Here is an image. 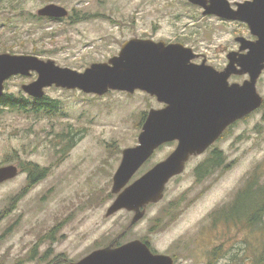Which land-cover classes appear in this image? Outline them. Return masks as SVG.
Wrapping results in <instances>:
<instances>
[{"label": "rangeland", "instance_id": "obj_1", "mask_svg": "<svg viewBox=\"0 0 264 264\" xmlns=\"http://www.w3.org/2000/svg\"><path fill=\"white\" fill-rule=\"evenodd\" d=\"M243 1L228 0L234 9ZM48 3L63 6L68 15L39 16L37 10ZM202 11L187 0H0V53L31 54L83 71L117 55L124 41L146 38L182 43L220 66L226 53L237 52L234 40L246 39L248 27ZM36 76H11L5 93L30 97L21 86ZM246 79L241 75L240 84ZM256 89L264 99V69ZM45 96L58 103L51 114L0 106V166L20 169L0 183V264H71L132 240L169 255L173 264H249L248 255L254 260L262 252L264 215L254 228L220 218L249 181L250 195L264 189L262 105L214 142L223 153L222 166L200 178L196 169L206 166L213 145L191 155L167 181L163 197L131 224L134 212L126 208L106 214L117 195L113 175L122 151L137 144L148 111L160 109L159 102L141 91L98 96L54 85L44 89ZM175 147L172 141L158 147L126 186ZM28 161L46 169L34 184H27L20 167ZM33 248V258L26 260Z\"/></svg>", "mask_w": 264, "mask_h": 264}, {"label": "water", "instance_id": "obj_2", "mask_svg": "<svg viewBox=\"0 0 264 264\" xmlns=\"http://www.w3.org/2000/svg\"><path fill=\"white\" fill-rule=\"evenodd\" d=\"M187 1L201 7L203 15L246 23L258 40L251 42L238 37L237 40H242L238 41L242 53L236 58L238 52H229L228 66L222 72L189 63L195 53L182 43L146 38L124 41L117 55L105 62L91 63L83 71L61 67L51 59L31 54L0 53V96L4 93V81L11 76L35 73L33 81L21 86L35 99L42 98L44 89L54 85L98 96L109 91L142 90L165 104L148 111L137 144L122 151L113 175L112 193L117 195L106 214L126 208L134 212L131 224L143 217L149 203L163 197L167 181L183 171L191 155L204 152L228 125L264 102L256 89V81L264 69V6L258 5L261 0L236 3V9L228 0ZM37 14L64 18L68 10L48 3ZM235 63L240 69L235 68ZM232 73L248 75V79L229 85L227 79ZM174 140L177 145L173 152L126 186L159 146ZM18 172L17 165L0 166V183ZM71 264H173V259L153 253L145 242L132 240L115 248L94 250Z\"/></svg>", "mask_w": 264, "mask_h": 264}, {"label": "trees", "instance_id": "obj_3", "mask_svg": "<svg viewBox=\"0 0 264 264\" xmlns=\"http://www.w3.org/2000/svg\"><path fill=\"white\" fill-rule=\"evenodd\" d=\"M31 98L32 97L26 98L24 96L14 97L12 94L4 92L2 96H0V106L9 107L11 109H14L13 111L24 114L30 111L31 113H35L38 115L44 114V112H46V114H51L58 109L57 101H48V97L46 96L42 97L41 99ZM261 108L263 116L262 119L264 121V102ZM144 117L145 114L143 118ZM211 154L212 157L206 161V166H200L196 169V175L200 178L203 176V174L209 173L213 169L222 166L224 162L223 153L217 147L213 148ZM20 167L22 171L25 170L27 172V184L36 183V181L42 178L46 172L45 168H41L38 164L32 161H28L24 165L21 164ZM253 174L255 175L256 172H254ZM253 184L254 181H249L243 189L238 191L235 197L236 199L231 203L229 209L225 211V215L223 217H220L223 218L226 223L231 222L233 223V225H236V227L239 224L243 227L244 225L242 223H245L248 227L252 228H254L255 226H260V223H262L261 219L264 215V189L261 188L256 196L250 195V192H252L253 190ZM244 206H247L248 209L242 212ZM243 217L246 218V221ZM248 227L245 226V228ZM262 228H259V230L263 231L264 225ZM33 249L34 251H32V253L29 252V256L26 258V260L28 258H33L35 248ZM258 249H262V252L260 254H256L254 260L250 255L247 256V259L251 261L249 264H264V242L263 247ZM45 254H47V252ZM45 254H43V256Z\"/></svg>", "mask_w": 264, "mask_h": 264}, {"label": "flooded vegetation", "instance_id": "obj_4", "mask_svg": "<svg viewBox=\"0 0 264 264\" xmlns=\"http://www.w3.org/2000/svg\"><path fill=\"white\" fill-rule=\"evenodd\" d=\"M250 1H254V0H250ZM262 4H264V1H260L259 2V4L258 5H260L261 7L262 6H264V5H262ZM234 7H236V6H234ZM225 20V19H224ZM240 22V21H239ZM246 26H247V24H245ZM248 33H249V35L247 36V40L248 41H251V42H255V41H257L258 40V36L256 35V34H254V33H252L251 31H250V29H248ZM236 43H235V45H236V47L238 48L236 51L238 52L237 53V55H235V57L237 58V57H239V55H240V53H242V52H240L239 51V48H240V42H238V41H242V40H234ZM166 43H172V42H166ZM175 43H178V42H175ZM189 63H191V64H194V65H201V64H203V65H207V66H211L215 71H217V72H222L227 66H228V63H229V59H228V53H226L225 54V61H224V63L222 64V65H220V66H214V65H211V64H209V63H207V59H206V57L204 56V55H201V54H199V53H195L194 54V56L192 57V59L190 60V62ZM234 66H235V68L236 69H240V66H239V64L238 63H235L234 64ZM240 74H237V73H232L229 77H228V79H227V82H228V84L229 85H231V84H233V83H236V84H240V80H239V78H240ZM138 91H141V90H138ZM141 92H144V93H146L145 91H141ZM153 97H155V96H153ZM155 99L157 100V98L155 97ZM157 102H158V100H157ZM159 104L161 105V108L162 107H164L165 106V104L164 103H162V102H159ZM238 120H236L235 122H233V123H231L230 125H228L224 130H223V132L225 131V130H227V129H229L232 125H234L236 122H237ZM222 132V133H223ZM221 133V134H222ZM221 136V135H220ZM219 136V137H220ZM218 137V138H219ZM217 138V139H218ZM216 139V140H217ZM215 140V141H216ZM214 141V142H215ZM172 142H175L176 143V145H177V141H172ZM214 144V143H213ZM212 144V145H213ZM216 146L215 145H213L211 148H210V150H209V152H211V151H213V148H215Z\"/></svg>", "mask_w": 264, "mask_h": 264}]
</instances>
